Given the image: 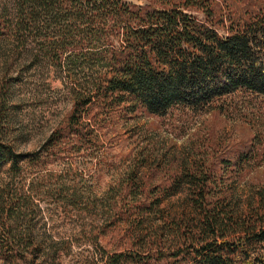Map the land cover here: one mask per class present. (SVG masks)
<instances>
[{
    "label": "trees",
    "instance_id": "1",
    "mask_svg": "<svg viewBox=\"0 0 264 264\" xmlns=\"http://www.w3.org/2000/svg\"><path fill=\"white\" fill-rule=\"evenodd\" d=\"M215 1L0 0V41L13 47L4 50V61L16 51L30 66H54L73 100L39 149L19 152L0 137L6 187L22 189L29 178L33 184L51 182L58 200L76 205L66 196L67 171L35 172L82 150L103 151L104 130L117 118L138 109L154 115L203 110L236 93L264 98V5L232 10L228 3L222 14ZM9 84L3 80L0 94L8 93ZM252 155L249 149L233 163L223 158L222 167L235 165L240 175ZM136 159L141 166L119 181L118 211L110 222L126 226L132 247L107 251L96 242L83 264H264V185L245 209L226 201L224 178L210 162H186L180 172L163 176L169 184L153 185L154 173L141 170L146 157ZM153 165L158 169V160ZM180 192L182 209L167 211L163 197ZM18 195L6 188L0 193L6 252L14 241L6 220L27 206ZM37 251L29 264H41Z\"/></svg>",
    "mask_w": 264,
    "mask_h": 264
},
{
    "label": "rangeland",
    "instance_id": "2",
    "mask_svg": "<svg viewBox=\"0 0 264 264\" xmlns=\"http://www.w3.org/2000/svg\"><path fill=\"white\" fill-rule=\"evenodd\" d=\"M228 3L232 10H251L264 5V0H216L215 6L226 14ZM10 48H13L10 42L0 41V86L4 79L10 82L8 93L0 94V108L5 109L4 117L0 116V137L13 142L19 152H32L63 121L73 100L65 76L57 68L46 62L30 66V60L25 55L19 57L16 51L6 63L4 50ZM104 132L107 144L103 151L82 150L73 154L74 160L68 157L50 161L45 166L47 169L35 172L67 171L66 196L71 202L77 200L76 205L58 200L57 194L53 195L54 187L49 186L51 182L33 184L29 178L22 189L15 185L6 187L8 164L0 169V193L5 188L11 192L16 190L27 204L19 216L6 220L14 235L9 245L12 250L7 252L1 245L4 237L1 223L6 214L1 215L0 207V264H29L34 250L40 256L36 262L41 264H83L96 242L107 251L132 247L126 226L121 223L114 226L110 222L114 220L112 211H118L114 210V204L119 200L116 192L122 191L119 181L132 168L141 166L135 164L137 157H146V165L141 170L154 173L153 185L169 184L170 180H164L163 176L180 172L186 162H210L211 168L219 170L224 178L220 181L224 184L226 201L245 209L263 188V97L236 93L203 110L179 108L165 115L138 109L110 122ZM249 149L253 157H249L240 175L236 174L235 165L223 169V158L233 163L239 153ZM156 160L159 167L155 170L150 162ZM72 193L76 196L69 195ZM88 200L96 208H90ZM254 201V204L258 202L256 198ZM184 202L181 192L163 197V206L172 213L180 211Z\"/></svg>",
    "mask_w": 264,
    "mask_h": 264
}]
</instances>
